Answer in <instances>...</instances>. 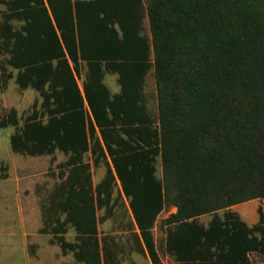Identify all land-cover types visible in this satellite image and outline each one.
Returning <instances> with one entry per match:
<instances>
[{
  "label": "trees",
  "instance_id": "16d2710c",
  "mask_svg": "<svg viewBox=\"0 0 264 264\" xmlns=\"http://www.w3.org/2000/svg\"><path fill=\"white\" fill-rule=\"evenodd\" d=\"M0 6V89L13 78L39 96L21 116L0 111V127L12 126V152L66 155L39 232L81 264H123L124 246L98 231L123 197L124 241L150 264H162L150 229L168 205L175 209L160 221L163 249L175 262L251 264L253 252L264 263V210L257 206L247 225L230 209L264 197V0ZM149 68L154 114L142 91ZM105 72L116 75L117 91L104 84ZM86 152L104 167L94 184Z\"/></svg>",
  "mask_w": 264,
  "mask_h": 264
},
{
  "label": "rangeland",
  "instance_id": "374dc122",
  "mask_svg": "<svg viewBox=\"0 0 264 264\" xmlns=\"http://www.w3.org/2000/svg\"><path fill=\"white\" fill-rule=\"evenodd\" d=\"M141 1L143 6H146L149 0ZM143 27L147 33L146 17L143 18ZM82 73L83 68L77 79L79 86ZM115 77L114 73L103 74L102 80L110 92L118 90ZM142 91L147 108L154 114L156 101L151 68L145 73ZM34 99L39 101L35 90L29 87L19 88L13 78H9L0 89V111L13 107L17 115L21 116L29 109ZM11 131V125L0 127V164L5 166L0 169V173H6L5 177L0 178V264H81L73 259L70 252L61 253L58 245L50 240V234L38 231L41 226V208L52 185L58 180L61 171L58 165L64 161L66 155L56 149L50 154L40 155L12 152L8 142ZM83 159L89 162L91 183L94 184L102 176L104 167L101 163L93 165L87 152L83 154ZM154 168L155 175L160 177L158 157L155 158ZM118 192L119 185L116 181L112 194ZM257 206L264 210V197L240 204L237 209L241 211L242 220L247 223L256 220ZM126 208V200L120 197L112 216L98 224V231L100 234H113L118 244L124 246L125 250L120 254L123 264H150L144 250L140 252L130 249V242L124 241L125 234L121 231V225ZM172 211L171 205L160 210L150 229L162 264H182L175 262L163 249L164 232L160 221ZM208 217L209 214H202L198 219L204 223ZM72 236L73 231L68 228L64 237L71 240ZM249 257L251 264H264L259 254L249 253Z\"/></svg>",
  "mask_w": 264,
  "mask_h": 264
},
{
  "label": "crops",
  "instance_id": "0c3cea01",
  "mask_svg": "<svg viewBox=\"0 0 264 264\" xmlns=\"http://www.w3.org/2000/svg\"><path fill=\"white\" fill-rule=\"evenodd\" d=\"M79 85V84H78ZM257 198H252V199H249V200H246V201H243V202H238V203H235V204H232V205H230V209H232V210H234L235 212H237V214L240 216V218H241V211L239 212L238 211V209H237V207L240 205V204H243V203H245V202H249V201H251V200H256ZM172 206V208H173V211H174V209H175V207L173 206V205H171ZM172 211V212H173ZM242 219V218H241ZM244 221V220H243ZM252 221V220H251ZM255 221V220H254ZM254 221H252V222H250V223H247V222H245L247 225H250L251 223H253ZM251 253H253V252H251ZM250 258V257H249Z\"/></svg>",
  "mask_w": 264,
  "mask_h": 264
}]
</instances>
